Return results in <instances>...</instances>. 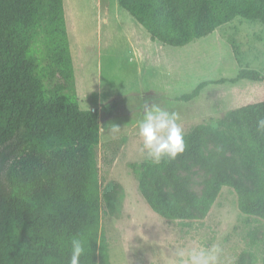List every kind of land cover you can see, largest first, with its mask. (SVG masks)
<instances>
[{"label": "trees", "instance_id": "1", "mask_svg": "<svg viewBox=\"0 0 264 264\" xmlns=\"http://www.w3.org/2000/svg\"><path fill=\"white\" fill-rule=\"evenodd\" d=\"M117 1L163 47H185L237 18L264 25V0ZM222 82L260 84L264 76L243 69ZM259 118L264 99L196 126L175 159L135 169L150 208L192 224L230 187L241 213L264 221ZM100 142V114L82 110L77 94L65 0H0V264H68L74 236L85 242L81 264H112L102 231ZM196 167L207 174L201 195L181 175ZM257 236L251 233L253 245Z\"/></svg>", "mask_w": 264, "mask_h": 264}, {"label": "rangeland", "instance_id": "2", "mask_svg": "<svg viewBox=\"0 0 264 264\" xmlns=\"http://www.w3.org/2000/svg\"><path fill=\"white\" fill-rule=\"evenodd\" d=\"M65 11L81 109L100 114L102 231L112 264H179L193 248L214 251L215 264H264V221L241 213L234 189L224 187L210 213L192 224L168 222L142 196L135 171L149 160L138 124L153 105L175 113L185 135L264 99V83L222 82L243 69L264 76V25L237 18L171 48L152 41L117 0H65ZM200 86L198 97L182 100ZM181 175L202 194L205 171Z\"/></svg>", "mask_w": 264, "mask_h": 264}, {"label": "clouds", "instance_id": "3", "mask_svg": "<svg viewBox=\"0 0 264 264\" xmlns=\"http://www.w3.org/2000/svg\"><path fill=\"white\" fill-rule=\"evenodd\" d=\"M257 127L264 130V118L257 120ZM113 131H119L114 125ZM138 135L143 140V151L147 159L159 163L162 159H175L185 151L184 132L177 123L175 113H170L158 105L150 107L143 120L138 124ZM86 254L85 242L79 237L70 241V260L68 264H81V258ZM179 264H215L217 256L208 249L193 248L187 259Z\"/></svg>", "mask_w": 264, "mask_h": 264}]
</instances>
